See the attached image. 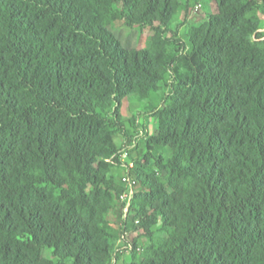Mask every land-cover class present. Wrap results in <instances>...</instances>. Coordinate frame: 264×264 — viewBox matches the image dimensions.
<instances>
[{
  "label": "trees",
  "instance_id": "obj_1",
  "mask_svg": "<svg viewBox=\"0 0 264 264\" xmlns=\"http://www.w3.org/2000/svg\"><path fill=\"white\" fill-rule=\"evenodd\" d=\"M213 1L175 40L180 0H0V264L113 263L122 107L165 87L124 220L163 234L131 264H264V0Z\"/></svg>",
  "mask_w": 264,
  "mask_h": 264
},
{
  "label": "rangeland",
  "instance_id": "obj_2",
  "mask_svg": "<svg viewBox=\"0 0 264 264\" xmlns=\"http://www.w3.org/2000/svg\"><path fill=\"white\" fill-rule=\"evenodd\" d=\"M180 2L182 4L180 18L173 24L171 31L167 33L168 37L175 40H185V34L192 24L200 21L209 12L217 10L213 0H180ZM113 30L125 45L138 47H145L153 34V30L149 27L139 30L129 27L124 22L115 24ZM262 31H264V25ZM168 78V80L171 79L170 77ZM168 91L169 88L165 87L160 93L152 94L148 101L128 98L123 104L122 113L128 120L126 123L127 136H122L117 141L120 146L118 154L120 163L116 165L114 173L121 178L125 190L128 189L129 185L124 181V178L131 177L130 169L135 166V160L139 159L144 163L149 162L148 154L150 155L151 153H148L146 142L149 136L156 131V120L153 117V111L161 106ZM132 163L133 165L131 166ZM138 189L139 185L135 184V192ZM120 200L121 203L126 204L122 195ZM127 214L129 213L124 210L123 221L118 226L120 235L116 246L117 255L112 264H131L135 255L137 258L141 256L151 237L163 234L160 224L144 227L136 221L135 224L130 223L126 226L124 220Z\"/></svg>",
  "mask_w": 264,
  "mask_h": 264
},
{
  "label": "built area",
  "instance_id": "obj_3",
  "mask_svg": "<svg viewBox=\"0 0 264 264\" xmlns=\"http://www.w3.org/2000/svg\"><path fill=\"white\" fill-rule=\"evenodd\" d=\"M133 165V163L131 164V166ZM124 181L127 182V184L129 185L128 189L125 190L122 194V198L126 201V205H125V211L128 212L132 198L134 197V185L136 184V181L134 179H132L130 176L125 177Z\"/></svg>",
  "mask_w": 264,
  "mask_h": 264
}]
</instances>
